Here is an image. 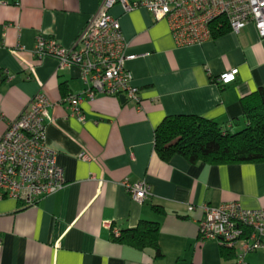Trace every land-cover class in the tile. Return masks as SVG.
<instances>
[{
    "label": "crops",
    "instance_id": "obj_1",
    "mask_svg": "<svg viewBox=\"0 0 264 264\" xmlns=\"http://www.w3.org/2000/svg\"><path fill=\"white\" fill-rule=\"evenodd\" d=\"M101 2L0 0V138L43 92L50 103L45 145L56 153L65 178L62 189L36 206L0 200V264H230L215 241H199L201 206L239 202L263 208L264 162L190 164L178 155L163 161L154 151V130L174 115L219 124L239 118L240 98L264 86V38L248 24L238 34L228 30L202 45L177 47L164 20L115 5L109 13L119 21L126 55L135 56L125 68L140 100L82 96L79 120L62 101L82 95L80 69L60 68L49 57L38 60L32 49L38 37L70 47ZM232 69L233 82L212 80ZM126 180L147 182L152 195L133 201ZM142 220L158 223V261L153 249L111 236L113 228H134ZM245 261L264 264V253H250Z\"/></svg>",
    "mask_w": 264,
    "mask_h": 264
},
{
    "label": "built area",
    "instance_id": "obj_2",
    "mask_svg": "<svg viewBox=\"0 0 264 264\" xmlns=\"http://www.w3.org/2000/svg\"><path fill=\"white\" fill-rule=\"evenodd\" d=\"M115 5L124 12L142 8L154 21L164 20L177 47L208 42L212 39L211 26L220 19L235 34L252 24L258 36L264 38V0H102L97 13L88 19L70 47L38 37L32 49L38 60L49 57L60 68L80 69L85 85L82 95H69L62 101L70 115L79 120H83L79 109L82 96L88 100L97 95L135 103L140 100L138 88L125 68V62L135 56L126 55L119 21L109 13ZM236 74L237 69H232L214 81L229 84ZM49 105L45 94L38 92L0 138V200L11 198L25 206H36L64 186V172L56 162V153L44 141ZM80 158L87 160L83 154ZM123 187L137 203L152 195L145 181L126 180ZM201 208L200 242L213 240L219 247L229 249L232 264H246L248 254L264 253V207L248 209L239 202H228ZM187 210L194 207L189 205ZM112 232L119 235L117 228Z\"/></svg>",
    "mask_w": 264,
    "mask_h": 264
},
{
    "label": "trees",
    "instance_id": "obj_3",
    "mask_svg": "<svg viewBox=\"0 0 264 264\" xmlns=\"http://www.w3.org/2000/svg\"><path fill=\"white\" fill-rule=\"evenodd\" d=\"M211 29L212 37L229 30L227 23L221 19ZM240 106L241 116L224 124L196 115L163 118L154 130L155 153L163 161L178 155L190 164L263 163L264 86L241 97ZM154 210L163 212L156 207ZM158 230V223L142 220L134 228L118 229L119 235L115 236L112 232L111 236L118 243H126L137 249H153L154 261H158L162 258L157 241ZM220 253L225 262L233 259L229 249L220 247Z\"/></svg>",
    "mask_w": 264,
    "mask_h": 264
},
{
    "label": "water",
    "instance_id": "obj_4",
    "mask_svg": "<svg viewBox=\"0 0 264 264\" xmlns=\"http://www.w3.org/2000/svg\"><path fill=\"white\" fill-rule=\"evenodd\" d=\"M121 100H123V99H121Z\"/></svg>",
    "mask_w": 264,
    "mask_h": 264
}]
</instances>
